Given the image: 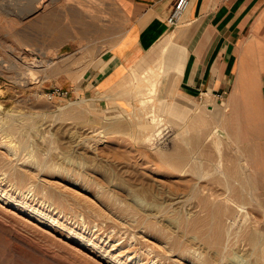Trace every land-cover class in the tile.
<instances>
[{
  "label": "rangeland",
  "instance_id": "rangeland-1",
  "mask_svg": "<svg viewBox=\"0 0 264 264\" xmlns=\"http://www.w3.org/2000/svg\"><path fill=\"white\" fill-rule=\"evenodd\" d=\"M95 1L85 6L98 5ZM28 7L24 1L0 0V158L29 175L24 187L0 171V183L32 200L33 207L54 208L114 255L78 242L57 219L49 224L18 217L5 200H0V219L7 226L0 227L58 250L64 264H117L116 257L128 264H264V136L258 116H246L244 109L228 114L227 106L206 99L190 116H180L176 101L161 92L141 105L131 87L132 71L106 103L76 93L99 53L116 40H90L103 29L30 28L28 19L19 17ZM72 35L86 40H65ZM48 55L55 56L54 64L46 61ZM57 88L70 94H53ZM165 106L161 131L151 135L147 121ZM216 127L222 134L219 147ZM184 153L178 168L175 161ZM213 208L222 209L220 246L204 236ZM5 237L0 229V264H51L13 257L17 247Z\"/></svg>",
  "mask_w": 264,
  "mask_h": 264
},
{
  "label": "crops",
  "instance_id": "crops-1",
  "mask_svg": "<svg viewBox=\"0 0 264 264\" xmlns=\"http://www.w3.org/2000/svg\"><path fill=\"white\" fill-rule=\"evenodd\" d=\"M23 1L29 7L19 17L30 28L103 29L90 40H116L99 53L76 93L106 103L134 68L159 56L162 41L172 35L184 62L163 78L160 92L176 101L175 113L190 116L204 99L217 101L228 114L244 109L246 116L257 115L264 136V0H189L173 27L167 20L178 0H92L99 3L89 7L90 0Z\"/></svg>",
  "mask_w": 264,
  "mask_h": 264
},
{
  "label": "bare ground",
  "instance_id": "bare-ground-1",
  "mask_svg": "<svg viewBox=\"0 0 264 264\" xmlns=\"http://www.w3.org/2000/svg\"><path fill=\"white\" fill-rule=\"evenodd\" d=\"M70 2V1H69ZM99 3V2H97ZM91 4V3H90ZM38 5V4H37ZM98 10V9H96ZM84 14V13H83ZM67 16V14H66ZM95 17V16H94ZM167 39V38H166ZM178 41V40H177ZM179 42V41H178ZM171 45H173V48H171ZM140 47V46H139ZM141 48V47H140ZM137 53V52H135ZM98 54V53H97ZM131 54V53H130ZM183 50L180 49V47H178L176 45V43L174 42V40H172V35H169L168 40L162 45L161 47V51L159 56L156 57V59L152 62V63H147V62H142L137 68H134L132 70V74L134 76V83L133 86L134 87V93L135 95H138L141 101V105H147L149 103L150 100H152L153 102L156 99V96L158 95V93L160 92L161 89V85L163 83V78L165 77L166 74H168L169 70L171 69L172 64L175 61H179L178 59H181V57L183 58ZM136 55V54H135ZM49 56V55H48ZM47 56L46 61L49 62L50 64H54V57L55 56ZM32 60V59H31ZM30 60V61H31ZM129 62V61H128ZM127 62V63H128ZM183 62V61H182ZM33 63V62H32ZM46 63V62H44ZM125 63V62H123ZM126 63V65H127ZM180 63V61H179ZM179 65V64H178ZM177 65V66H178ZM47 66V65H46ZM181 67V65L179 66ZM182 68V67H181ZM129 78V77H128ZM129 81V80H128ZM131 81V80H130ZM131 83V82H130ZM161 103L163 102L162 99ZM158 109V108H157ZM160 109V108H159ZM216 109L215 104H209L208 105V110H210L211 112H213ZM150 110V109H149ZM167 112V108L165 106V108H162V113L160 111V113H156L154 112L151 116V118L149 119L148 125L152 124V131L150 132L151 135H155L157 136V132L161 131V125H163L164 120H166L165 117V113ZM13 113V112H12ZM201 121V120H200ZM153 124L157 125L153 128ZM145 126L146 127H148ZM151 126V125H150ZM220 127H216V129L213 131V134H216V137L218 138L219 141H217L218 143V147L219 144H221V138H222V134L220 133ZM22 132V131H20ZM150 135V136H151ZM155 137V136H154ZM152 138V137H151ZM26 139V138H25ZM24 140V139H23ZM89 140V139H88ZM91 141V140H90ZM19 142V141H18ZM9 145V144H8ZM13 145V142L12 144ZM11 147V146H9ZM91 147V146H90ZM97 147V146H96ZM96 149V148H95ZM94 149V150H95ZM17 152V151H16ZM187 157V154L185 155V153L179 157L178 159H176L175 161V165L179 168L182 166V164L184 163L185 159ZM246 161V160H244ZM246 164V163H245ZM16 166V165H15ZM15 166L8 162L5 163V161H3L0 158V171L2 172L1 174L6 175L8 181L11 183L12 181L15 182V184L20 185V184H27L29 175L25 174L24 172H22V170H18L15 168ZM28 166V165H27ZM185 166V165H184ZM236 167V166H235ZM249 167V166H248ZM182 169V168H181ZM2 176V175H1ZM6 179V180H7ZM38 179V178H37ZM1 180V178H0ZM30 181V180H29ZM45 181V180H44ZM1 182V181H0ZM31 182V181H30ZM35 182V181H34ZM33 182V183H34ZM6 183V182H5ZM40 185V184H39ZM16 186V185H15ZM24 186V185H23ZM26 186V185H25ZM24 186V187H25ZM30 186V185H27ZM9 187V186H8ZM38 187V186H37ZM12 188V187H11ZM16 188V187H15ZM35 188V187H34ZM41 188V187H40ZM35 190V189H34ZM43 191V190H42ZM50 191V190H46ZM18 192V190H17ZM45 194H48L46 193ZM52 192V191H50ZM54 192V191H53ZM55 193V192H54ZM25 195V194H24ZM55 195V194H54ZM57 195V194H56ZM41 196V195H39ZM49 198V194L47 195ZM44 197V198H47ZM52 196V195H51ZM50 196V199H52V197ZM59 196V194H58ZM56 197V199L58 198L59 200L60 197ZM62 196V195H61ZM35 197V196H34ZM43 196H41L42 198ZM10 198L12 200H10ZM42 198V199H44ZM55 199V198H54ZM66 200V198H64ZM0 200L1 201H6L7 203H11L12 207L10 209V207H7L9 209V211H11L12 213L16 214L18 217L25 219V220H31L32 218L35 219L37 222H47L49 224H52L50 222L51 220L57 219L58 222L60 223V225H62V227H66L68 230L72 231V233L70 232V236L74 237L75 239H77L78 242H82V243H87L88 245H94L97 246V249H100V252L103 253V256H110L112 257L114 254H107L109 252V250L103 246V245H99V242L92 238V236H90V234H85L84 231H80L77 227L73 226L72 224H68L66 223L64 220H62V218H60V216H58V213L54 211V208L51 209L49 206L45 207L44 204L43 206H37V207H33V202L32 200L25 198V197H21L19 194H17L13 189H8L5 188L4 185H2L0 183ZM53 200V199H52ZM42 201V200H41ZM40 202V201H39ZM48 202V199H47ZM52 202V201H51ZM206 203V201H204ZM59 203V201H58ZM64 204V202H62ZM1 204V203H0ZM53 204V203H52ZM71 204V203H70ZM66 205V204H65ZM205 206V205H204ZM208 206V205H207ZM52 207V206H51ZM60 208V206H58ZM5 208V207H4ZM14 208H18L21 209V211L16 212L15 210H12ZM56 208V206H55ZM61 209V208H60ZM214 210L211 211V213L209 212L211 219L210 222L208 223L207 220L205 221V224L207 225V223L209 224L208 230L207 232L204 234L206 240L214 246H220L221 242H222V224H221V216H222V209L220 208H213ZM207 210V208H206ZM61 211V210H60ZM62 212V211H61ZM60 212V213H61ZM21 213H23V215H20ZM81 213V212H80ZM79 213V214H80ZM208 213V211H207ZM9 214V213H8ZM2 215L3 218V213L0 211V216ZM65 216V215H64ZM67 216V215H66ZM65 216V217H66ZM207 216V214H206ZM205 216V217H206ZM208 217V216H207ZM206 217V219H207ZM208 217V218H209ZM75 218V217H74ZM81 218V217H80ZM64 219V218H63ZM197 220V226L195 223V226L198 228V224L201 223V221L199 222L198 220L200 219H196ZM32 221V220H31ZM84 221V220H83ZM34 222V221H33ZM35 222V223H37ZM100 222V221H99ZM207 222V223H206ZM24 223V222H23ZM0 224L6 225V222H4L2 219H0ZM28 224V223H27ZM34 224V223H33ZM41 224V223H40ZM37 225V224H35ZM75 225V224H74ZM86 225V224H85ZM201 225V224H200ZM202 225H204V223H202ZM43 226V225H42ZM94 226V225H93ZM194 226V225H193ZM40 227V226H38ZM43 232H48V230H46L45 228L40 227ZM193 228V227H192ZM202 228V226L200 227ZM203 228H205V226H203ZM0 229L2 230L3 233H5L6 235V239L8 242L13 243L17 248H15L16 250L14 252H11L13 254V257H23L25 258L24 260H31V258H36L39 262H48L51 264H64L62 262V260H59L58 256L59 253L57 252L58 250L54 251L53 249L47 248L43 245H41L40 243L31 240L30 238L26 237V235H23L22 233L19 232H10L9 230H4L0 227ZM65 229V228H64ZM86 230V229H85ZM199 230V229H197ZM24 231V230H23ZM29 232V231H28ZM50 232V231H49ZM200 233H202L200 231ZM28 234V233H27ZM34 234V233H32ZM53 234V233H52ZM93 234V233H92ZM91 234V235H92ZM203 235V234H202ZM55 236V235H54ZM58 238V237H57ZM61 239V238H60ZM39 240V239H38ZM37 240V241H38ZM67 241V240H66ZM65 241V243H66ZM76 241V242H77ZM46 242V241H45ZM69 243V242H67ZM71 243H69L68 245H70ZM101 244V243H100ZM3 245V244H2ZM72 245V244H71ZM74 245V244H73ZM72 245V246H73ZM57 246V245H56ZM70 247V246H69ZM74 248L76 246H73ZM114 248V246H112ZM13 249V248H12ZM60 249H63L62 246H60L59 248V252ZM76 249V248H75ZM78 249V248H77ZM80 251V249H78ZM95 251V250H94ZM98 251V250H97ZM65 252V251H64ZM81 252V251H80ZM83 254L84 251L82 250ZM10 253V252H9ZM62 253V252H60ZM87 253V252H86ZM69 254V253H68ZM72 255V254H71ZM86 255V254H85ZM98 259V258H97ZM10 260V259H9ZM117 264H128L124 261H122L121 258L116 257L115 260ZM29 262V261H28ZM96 262V261H95ZM100 262V261H99ZM98 262V263H99ZM4 263V262H3ZM16 264V263H15ZM34 264V263H33ZM102 264V262H101ZM104 264V263H103Z\"/></svg>",
  "mask_w": 264,
  "mask_h": 264
},
{
  "label": "built area",
  "instance_id": "built-area-1",
  "mask_svg": "<svg viewBox=\"0 0 264 264\" xmlns=\"http://www.w3.org/2000/svg\"><path fill=\"white\" fill-rule=\"evenodd\" d=\"M189 4V0H178L172 14L169 16L167 22L169 26H175L179 22L182 14L186 10L187 6ZM53 94H57L60 96H68L70 94L69 90H64L62 88H57L56 91L53 92ZM221 96V94H218Z\"/></svg>",
  "mask_w": 264,
  "mask_h": 264
}]
</instances>
